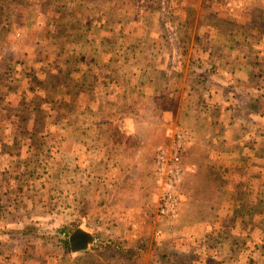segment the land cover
Masks as SVG:
<instances>
[{"label": "rangeland", "instance_id": "rangeland-1", "mask_svg": "<svg viewBox=\"0 0 264 264\" xmlns=\"http://www.w3.org/2000/svg\"><path fill=\"white\" fill-rule=\"evenodd\" d=\"M0 264H264V0H0Z\"/></svg>", "mask_w": 264, "mask_h": 264}, {"label": "built area", "instance_id": "built-area-1", "mask_svg": "<svg viewBox=\"0 0 264 264\" xmlns=\"http://www.w3.org/2000/svg\"><path fill=\"white\" fill-rule=\"evenodd\" d=\"M170 157V166L167 165L168 159L163 154H160L157 158L159 174L165 175L163 178V189L159 198L157 210L161 216L167 217H172L177 211L178 199L174 192L173 184L180 176V168L178 166L179 158L177 152H174V155Z\"/></svg>", "mask_w": 264, "mask_h": 264}, {"label": "water", "instance_id": "water-1", "mask_svg": "<svg viewBox=\"0 0 264 264\" xmlns=\"http://www.w3.org/2000/svg\"><path fill=\"white\" fill-rule=\"evenodd\" d=\"M68 242L72 253L85 252L95 242V237L86 229L78 227L69 234Z\"/></svg>", "mask_w": 264, "mask_h": 264}, {"label": "trees", "instance_id": "trees-1", "mask_svg": "<svg viewBox=\"0 0 264 264\" xmlns=\"http://www.w3.org/2000/svg\"><path fill=\"white\" fill-rule=\"evenodd\" d=\"M64 243H65V246L67 247V245H68L67 241H64Z\"/></svg>", "mask_w": 264, "mask_h": 264}]
</instances>
